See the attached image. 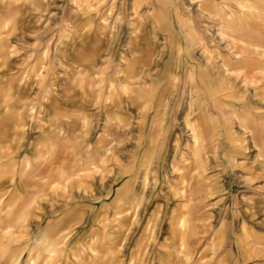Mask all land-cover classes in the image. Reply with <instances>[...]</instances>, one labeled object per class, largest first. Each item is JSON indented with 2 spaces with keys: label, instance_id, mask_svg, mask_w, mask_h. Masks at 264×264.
<instances>
[{
  "label": "crops",
  "instance_id": "0c3cea01",
  "mask_svg": "<svg viewBox=\"0 0 264 264\" xmlns=\"http://www.w3.org/2000/svg\"><path fill=\"white\" fill-rule=\"evenodd\" d=\"M175 2L131 0L124 9L137 28L125 43L133 34L137 38L101 78L98 110L94 82L79 78L93 75L99 56L88 42L91 30L71 39L83 43L88 63L71 44L60 52V39L55 47L20 52L0 34V155L9 172L0 181V198L14 196L19 204L6 220L0 217V264L20 263L59 236L55 209L73 197L61 179V125L83 114H98L114 126L136 119L138 125L140 99L132 103L129 89L149 93L153 104L142 123L151 118L149 132L156 122L163 125L173 156L157 186L162 194L149 197L147 216L153 211L155 223L146 251L153 240L156 253L168 251L164 264H264V0ZM139 4L147 14L135 20ZM78 6L79 13H89L90 28L95 22L108 26L110 13L120 10L109 0H79ZM26 10L25 4L0 0V28L27 27L26 19L9 18ZM130 53L147 55L136 72L123 69ZM136 196L135 218L141 202ZM172 212L180 221L174 230L167 228ZM190 220L200 224L196 232L187 226Z\"/></svg>",
  "mask_w": 264,
  "mask_h": 264
},
{
  "label": "rangeland",
  "instance_id": "374dc122",
  "mask_svg": "<svg viewBox=\"0 0 264 264\" xmlns=\"http://www.w3.org/2000/svg\"><path fill=\"white\" fill-rule=\"evenodd\" d=\"M109 1L120 10L110 13L108 26L95 22L90 28L87 21L89 13L78 11L79 0H13V3L25 4L27 10L12 12L9 18L26 19L28 25L2 27L0 34L4 41L16 46L20 52H31L42 46L55 47L60 39L58 48L61 52L70 46L74 35L79 34L84 38L91 30L88 42L99 49V56L93 65V75H80L79 78L94 82L92 88L97 90L95 110H98L97 106L103 100L101 78L104 79L110 67L116 64V57L124 54L127 46L130 51L137 38L133 34L130 42L125 43V39L137 29L130 21L133 20L130 13L124 10L128 9L131 0ZM168 1L176 3L175 0ZM176 1L181 2L177 5L185 2ZM78 13V20L72 26ZM146 14L147 7L139 4L135 20H141ZM207 30L221 37L225 34L223 29ZM159 43L157 40L156 45ZM71 45L73 54L79 60L84 63L91 60V56L82 50L83 43L74 42ZM132 54L127 60L121 58L123 69L136 72L145 63L147 55L143 53L141 57H136ZM108 59L111 60L109 64ZM68 72L69 69H66L65 73ZM72 74L70 70L69 75ZM126 87L127 84L122 91L128 90ZM129 92L132 103L140 99L136 103L140 104L138 125L136 119L114 126L110 121L100 119L98 114L79 115L61 125V179L68 185L73 197L66 198L65 203H60L55 209L54 214L57 211L60 213L56 223L59 236L49 240L43 251H29L24 261L16 264H141L143 259L164 264L168 260V251L159 254L154 251L156 242L153 240L151 249L146 251L155 223L153 211L148 216L147 212L151 206L149 197L162 194L160 191H163V187L157 186L161 181L160 176L165 177V166L173 156L169 155V146H166L163 125L156 122L149 132L151 118L142 123L153 104L148 99L150 95L147 90L135 92V89H129ZM174 145L176 147L178 143ZM1 161L0 155V181L9 174ZM114 186L115 190H111ZM110 191L116 192L111 201L106 197ZM136 193L141 196V202L137 205L135 218ZM119 195L126 201L120 202ZM71 200L76 202L69 203ZM18 205L17 197L12 196L4 201L0 198V217L6 220ZM46 222L36 226L34 235L28 239H34ZM178 224L180 221L172 212L167 228L174 230ZM197 225L200 224L196 220H190L187 224L192 232H196ZM163 232L162 218L158 222L156 236L161 238Z\"/></svg>",
  "mask_w": 264,
  "mask_h": 264
}]
</instances>
